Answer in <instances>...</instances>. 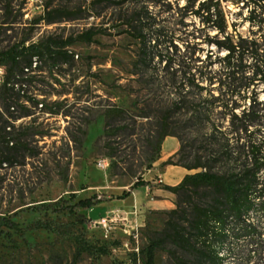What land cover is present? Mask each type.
I'll use <instances>...</instances> for the list:
<instances>
[{
  "label": "rangeland",
  "instance_id": "1",
  "mask_svg": "<svg viewBox=\"0 0 264 264\" xmlns=\"http://www.w3.org/2000/svg\"><path fill=\"white\" fill-rule=\"evenodd\" d=\"M239 3L222 0L228 29ZM186 13L162 0H0V53L31 48L17 64L0 63V128L9 126L0 150L10 158L0 159V215L20 228L0 229V264H145L151 240L163 238L167 212L178 209V226H188L190 212L183 211L193 197L174 189L206 169L177 162L181 155L189 164L205 162L210 151L202 139L213 125L180 140L175 124L193 123L192 110L185 104L176 111L184 91L161 79L173 70L182 72L177 86L188 90L193 77L210 82L200 73L209 63H194L190 43V34L201 36L205 60L206 31L193 32L200 19ZM184 21L196 22L190 34ZM167 113L173 128L162 139ZM174 167L185 170L178 182ZM141 179L146 185L125 195ZM94 195L106 200L60 211ZM229 233L218 247L221 264H264L263 211ZM81 241L106 253H79ZM155 264L174 261L159 250Z\"/></svg>",
  "mask_w": 264,
  "mask_h": 264
},
{
  "label": "trees",
  "instance_id": "2",
  "mask_svg": "<svg viewBox=\"0 0 264 264\" xmlns=\"http://www.w3.org/2000/svg\"><path fill=\"white\" fill-rule=\"evenodd\" d=\"M162 1L173 12L186 11L187 17L199 18L201 27L194 26L192 31L205 30L202 42L210 47L202 60L199 54L202 48L196 42L201 36L190 34L192 31L188 30L196 22L184 21L186 31L193 39L190 41L192 48L196 49L194 63L198 66L209 63L200 73L210 76V82L202 84L193 77L191 90L183 83L177 86L182 72L169 70L168 66L169 71L161 79L184 91L176 99V111L184 110L185 104L192 110L193 123L178 121L174 129L180 140L182 136L188 137L190 132L204 129L209 123L213 130L203 135L202 140L210 151L205 162L189 164L184 162L183 155L177 162L190 169H206L187 175L174 189L178 194L191 192L193 197L191 209L183 211L190 212L188 226H178V209L167 212L163 238L156 236L151 240L145 264H155L159 250H165L174 264H221L218 247L231 239L230 230L237 224L247 226V219L256 211L264 214V0H238L237 9L231 12V29H228L222 0H183L184 4L177 3L175 8L172 1ZM146 11L149 16H154L149 6ZM174 45L177 49L178 44ZM30 49L19 46L1 52L0 63L17 64L18 56ZM148 53L147 50L145 56ZM215 64L222 65L218 72ZM144 70L148 73L149 67L144 65ZM9 75L11 72L8 71L7 82ZM197 100L200 102L194 103ZM216 114L224 118L227 114L230 116L219 120ZM168 116L169 113L161 118L162 139L168 134L167 130L173 128ZM8 128L7 123L0 128V145L5 144ZM0 159L2 163L10 162L9 156L3 155L1 150ZM221 163L222 167H219ZM145 185L144 180H138L125 195ZM105 200V197L94 195L74 205H65L60 211L88 210ZM2 228L20 229L9 217L0 215ZM79 250V253L98 250L106 253L85 241L80 242Z\"/></svg>",
  "mask_w": 264,
  "mask_h": 264
},
{
  "label": "crops",
  "instance_id": "3",
  "mask_svg": "<svg viewBox=\"0 0 264 264\" xmlns=\"http://www.w3.org/2000/svg\"><path fill=\"white\" fill-rule=\"evenodd\" d=\"M173 150L170 152V153H172V152H174L175 150H176V147H175V143L173 144ZM173 174L175 175V177L177 178V182H178V180H180L182 177H183V175L185 174V170L183 169V168H180V167H174L173 168ZM140 189V188H139ZM137 190V189H136Z\"/></svg>",
  "mask_w": 264,
  "mask_h": 264
}]
</instances>
